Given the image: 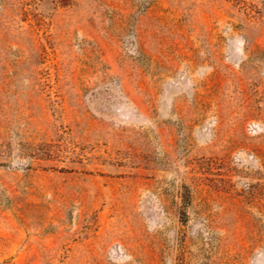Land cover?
I'll list each match as a JSON object with an SVG mask.
<instances>
[{
	"label": "rangeland",
	"instance_id": "rangeland-1",
	"mask_svg": "<svg viewBox=\"0 0 264 264\" xmlns=\"http://www.w3.org/2000/svg\"><path fill=\"white\" fill-rule=\"evenodd\" d=\"M0 264H264V0H0Z\"/></svg>",
	"mask_w": 264,
	"mask_h": 264
}]
</instances>
